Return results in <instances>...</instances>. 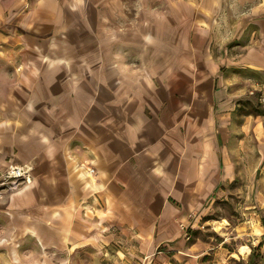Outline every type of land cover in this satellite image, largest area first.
<instances>
[{
    "label": "crops",
    "instance_id": "crops-1",
    "mask_svg": "<svg viewBox=\"0 0 264 264\" xmlns=\"http://www.w3.org/2000/svg\"><path fill=\"white\" fill-rule=\"evenodd\" d=\"M258 98L264 0H0V264H198Z\"/></svg>",
    "mask_w": 264,
    "mask_h": 264
},
{
    "label": "rangeland",
    "instance_id": "rangeland-1",
    "mask_svg": "<svg viewBox=\"0 0 264 264\" xmlns=\"http://www.w3.org/2000/svg\"><path fill=\"white\" fill-rule=\"evenodd\" d=\"M255 104L245 103L248 112L263 110L261 98ZM233 133L224 154L237 166L236 178L207 200L189 230L192 258L198 264H264V172H257L260 161L252 130L242 144H237V131ZM241 246L250 247L248 256L239 255Z\"/></svg>",
    "mask_w": 264,
    "mask_h": 264
},
{
    "label": "built area",
    "instance_id": "built-area-1",
    "mask_svg": "<svg viewBox=\"0 0 264 264\" xmlns=\"http://www.w3.org/2000/svg\"><path fill=\"white\" fill-rule=\"evenodd\" d=\"M90 173H94L90 169ZM32 169L28 165H11L0 173V188L18 189L23 184L31 182Z\"/></svg>",
    "mask_w": 264,
    "mask_h": 264
},
{
    "label": "bare ground",
    "instance_id": "bare-ground-1",
    "mask_svg": "<svg viewBox=\"0 0 264 264\" xmlns=\"http://www.w3.org/2000/svg\"><path fill=\"white\" fill-rule=\"evenodd\" d=\"M250 252H251V249L248 246H241L239 249V255H242V256H248Z\"/></svg>",
    "mask_w": 264,
    "mask_h": 264
},
{
    "label": "trees",
    "instance_id": "trees-1",
    "mask_svg": "<svg viewBox=\"0 0 264 264\" xmlns=\"http://www.w3.org/2000/svg\"><path fill=\"white\" fill-rule=\"evenodd\" d=\"M262 244V243H261ZM261 244H260V246H261Z\"/></svg>",
    "mask_w": 264,
    "mask_h": 264
}]
</instances>
